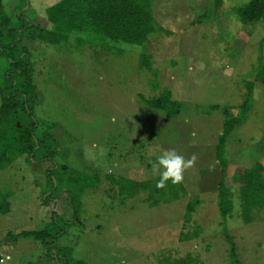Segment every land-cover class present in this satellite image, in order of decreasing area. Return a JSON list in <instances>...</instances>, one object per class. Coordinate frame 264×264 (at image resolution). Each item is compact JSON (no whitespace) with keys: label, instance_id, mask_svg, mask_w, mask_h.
I'll return each mask as SVG.
<instances>
[{"label":"rangeland","instance_id":"1","mask_svg":"<svg viewBox=\"0 0 264 264\" xmlns=\"http://www.w3.org/2000/svg\"><path fill=\"white\" fill-rule=\"evenodd\" d=\"M59 1L0 3L15 25L22 11L23 21L51 27L46 11ZM243 1L154 0L162 30L146 45L150 68L139 65L144 46L107 43L100 34L78 33L55 46L18 36L20 28L7 31L3 42L21 37L19 45L34 61L38 100L31 120L34 115L40 131L55 136L59 147L52 160L28 162L24 156L0 169V201L8 196L10 208L6 214L0 210V264H63L62 257L89 264H163L165 257L188 254L199 264H231L232 243L242 263L264 264V208L253 209L244 222L232 181L237 167L264 161V87L255 78L243 105L249 99L244 80L264 56V20L241 21L235 7ZM5 56L2 50L0 84L10 68ZM166 88L183 105L176 116L143 99ZM231 115L239 123L225 144L224 173L216 147ZM171 150L186 160L196 157L182 183L172 191L167 182L172 192L166 185L160 188L165 195L155 191L153 198L150 187L135 190L138 181L157 184L152 165ZM55 163L67 166L54 170L62 176L57 188L47 179ZM222 181L235 202L226 218L219 205ZM191 202L195 207L188 212ZM45 228L65 232L53 243L24 234Z\"/></svg>","mask_w":264,"mask_h":264},{"label":"trees","instance_id":"2","mask_svg":"<svg viewBox=\"0 0 264 264\" xmlns=\"http://www.w3.org/2000/svg\"><path fill=\"white\" fill-rule=\"evenodd\" d=\"M153 1L60 0L46 11L51 27H43L41 24L32 23V21L28 22L25 17L23 21L22 11H20L17 17L19 24L15 25L9 14L2 12L0 3V52L2 55V50L4 51L6 54L5 58L7 61L9 60L10 65L5 75L4 84H0V93L2 94V104L0 106V169L6 168L16 159L24 156H26L28 162H31L32 158L35 162L47 161L50 158L52 160L54 151L59 147L55 136L51 135V133L47 135L45 131H40L39 122L34 118V115L33 121L31 120V105L33 106L38 100L37 85L34 82V61L33 63L31 62L28 48L24 46L23 49V45L22 48L19 45L21 37L27 34L33 37V41L57 46L68 42L70 37H78V33L100 34L107 39V43L115 42L121 46L127 44L131 47L140 46L141 48L144 46V52L139 55V65L150 68L152 64L146 52V45L151 34L162 30L154 14ZM235 11L244 23L264 20V0H244L238 3ZM20 17L21 20L19 19ZM31 25L33 29L26 32L25 29ZM15 27L16 29H21L16 30L17 35L21 37L16 38V35L15 39L9 43L3 42V38L11 34V32L7 31L13 30ZM35 49L34 46L33 52H37ZM119 51L122 52V48H119ZM33 55L36 54L33 53ZM247 77L248 79L244 81L249 99L245 100L243 104L245 107L251 99V93L255 89L256 84L253 78L264 87L263 55L259 57L252 71L247 73ZM143 99L155 110H161L173 116L180 114L182 111V103L178 100H173L172 91L167 88L159 96L149 99L143 97ZM226 113L228 112L226 111ZM238 123L239 119L231 115L224 121L223 132L219 136L216 156L224 173L227 172L228 166L225 144ZM51 146L55 148L52 149ZM60 169L66 170L67 166H60L59 163H55L54 167L48 168L47 179L53 187L55 184L56 188L61 184L62 176H56L54 170H57L56 173H59ZM232 181L238 187L241 215L244 222L248 223L252 218L253 209L264 208V161H258L252 167H237ZM87 183L91 184V181L89 182L88 180ZM135 184V190L139 189V192L150 187L152 189L150 197L152 198L155 191L158 193V196L161 194L165 195L164 189L162 193L161 189L156 187L155 182L146 180L135 182ZM166 185L170 188V192L178 187V185H174L175 187L172 190L170 184L167 183ZM126 187L124 182L121 189L122 195L126 193ZM75 197L76 195L70 196V204L72 201L73 203L77 201L74 199ZM79 205L80 203H77V206ZM219 205L224 218L229 216L235 209V202L231 198V189L223 181L219 186ZM194 207V202L189 203L187 211L191 212L194 210ZM9 209L7 196L4 201H0V210L6 214L9 212ZM63 232L65 230L52 233L50 229L45 228L42 231H27L24 234L33 235L37 240H42L44 243H53L56 242L57 237ZM56 254L59 255L57 250ZM229 256L231 264H245L238 258L236 246L233 243ZM61 259L63 264H89L83 259L74 260L64 257ZM162 262L163 264H199L200 260L188 254L179 258L165 257Z\"/></svg>","mask_w":264,"mask_h":264},{"label":"clouds","instance_id":"3","mask_svg":"<svg viewBox=\"0 0 264 264\" xmlns=\"http://www.w3.org/2000/svg\"><path fill=\"white\" fill-rule=\"evenodd\" d=\"M260 138V136H257L256 142H259ZM195 160V156L190 160H186L175 150L164 151L162 155L157 157L152 165L153 172L158 173L160 177L156 187L164 188L169 181H171L173 185L182 183L184 171L190 168L195 163Z\"/></svg>","mask_w":264,"mask_h":264},{"label":"crops","instance_id":"4","mask_svg":"<svg viewBox=\"0 0 264 264\" xmlns=\"http://www.w3.org/2000/svg\"><path fill=\"white\" fill-rule=\"evenodd\" d=\"M1 257H2V259H4L2 255H1ZM2 262H3V261H2Z\"/></svg>","mask_w":264,"mask_h":264},{"label":"built area","instance_id":"5","mask_svg":"<svg viewBox=\"0 0 264 264\" xmlns=\"http://www.w3.org/2000/svg\"><path fill=\"white\" fill-rule=\"evenodd\" d=\"M1 261H4V259H2Z\"/></svg>","mask_w":264,"mask_h":264}]
</instances>
